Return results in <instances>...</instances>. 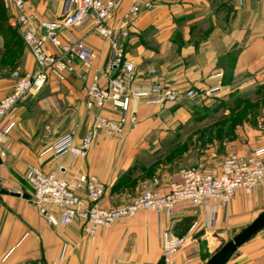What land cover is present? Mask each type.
Listing matches in <instances>:
<instances>
[{"label":"crops","instance_id":"crops-1","mask_svg":"<svg viewBox=\"0 0 264 264\" xmlns=\"http://www.w3.org/2000/svg\"><path fill=\"white\" fill-rule=\"evenodd\" d=\"M3 1L7 22L22 40L14 22L16 11ZM63 2L24 0V11L33 17L31 27L37 30L38 22L58 18ZM134 3H138L139 12L123 43L125 57L134 65V88L160 84L184 92L221 87L222 95L230 91V82L241 85L240 81L247 79V85L264 78V0H123L109 25L118 27ZM91 28L88 21L59 33L61 42L81 40L95 53L91 70L82 77L68 73L60 83L50 80L18 103L0 127L5 134L0 136V264H157L163 256V231L183 240L182 246L165 258V264H197L194 259L201 246L214 248L219 239L239 232L264 210V186L250 195L237 191L227 205L207 202L206 208H187L176 218L140 211L131 219L99 228L93 237L84 234L78 221L54 229L32 203V190L25 180L28 166L45 173L55 171L66 179L94 175L106 186L102 205L130 202L138 189L129 195L125 183L137 177L139 156L189 117L187 99L158 105L130 100L128 110L137 118L133 128L127 127L121 136L99 130L85 156L73 160L69 155L53 156L48 149L57 139L70 135L78 144L98 113L86 110L84 88L94 70L106 69L109 46ZM47 49L56 52L51 45ZM14 70H34L25 45ZM11 72L0 66V99L12 90ZM100 82L104 83V78ZM100 113L109 118L118 115L109 109ZM257 145L264 147V139ZM172 174L165 166L143 183L164 190ZM215 208L211 222L209 213ZM193 223L197 225L190 230ZM200 231L203 235L194 238ZM223 264H264V228Z\"/></svg>","mask_w":264,"mask_h":264},{"label":"built area","instance_id":"built-area-1","mask_svg":"<svg viewBox=\"0 0 264 264\" xmlns=\"http://www.w3.org/2000/svg\"><path fill=\"white\" fill-rule=\"evenodd\" d=\"M123 0H64L61 13L52 21H41L37 30L32 25L33 17L24 11V0H5L16 11L14 22L20 30L21 39L34 63L32 73L14 70L11 73V92L0 99V127L6 116L25 97L39 92L50 80L63 82L67 73L82 77L91 70L95 53L81 40L63 43L59 33L79 28L91 22V30L108 42L109 53L106 69L93 71L89 83L84 88L86 110H97L88 133L78 144L70 135L57 139L48 149L53 156L69 155L73 160L85 156L93 146L97 132L104 129L107 134L121 136L126 128L137 123L130 114V100H142L146 104L173 103L180 98H215L221 94V87L184 92L153 84L147 88H134L135 71L133 63L125 57L124 41L129 37V24L139 12L134 3L124 15L118 27L109 23ZM145 6H149L148 3ZM51 45L56 52L47 49ZM219 76L221 74H218ZM104 78V83H101ZM109 109L118 113L109 118L100 112ZM0 136H5L0 130ZM25 180L30 186L32 203L37 212L56 230L74 222H80L84 234L93 237L99 228H107L122 219L134 217L147 210L176 218L187 208L206 206L207 202L227 205L237 191L250 195L258 186H264V147L255 148L250 153L229 155L223 158L218 167L207 164L181 169L173 173L164 190L146 187L130 202L118 206L102 205L106 186L96 176L77 174L69 179L60 177L57 172H43L35 166H28ZM153 184H157L154 180ZM206 208V207H205ZM216 208L209 213L212 222ZM193 223L190 230L196 227ZM183 244L169 231L161 233L163 256L174 254ZM34 264H43L37 261Z\"/></svg>","mask_w":264,"mask_h":264},{"label":"rangeland","instance_id":"rangeland-1","mask_svg":"<svg viewBox=\"0 0 264 264\" xmlns=\"http://www.w3.org/2000/svg\"><path fill=\"white\" fill-rule=\"evenodd\" d=\"M0 20L4 25L0 29L3 42L0 45V63L6 72H11L23 56L24 45L8 24L6 15ZM240 82L241 85H231L230 82V91L219 97L187 99L184 103L189 112L188 119L168 131L154 145L149 144L147 152L139 156L137 177L125 183L127 194L133 195L137 188L134 198L137 197L146 188L145 179L165 166H169L173 173L198 164L214 167L226 156H243L256 148L264 139V78L247 85L244 84L247 79ZM237 233L232 232L219 239L214 248L201 246L194 260L197 264H204Z\"/></svg>","mask_w":264,"mask_h":264},{"label":"water","instance_id":"water-1","mask_svg":"<svg viewBox=\"0 0 264 264\" xmlns=\"http://www.w3.org/2000/svg\"><path fill=\"white\" fill-rule=\"evenodd\" d=\"M1 192L4 194L8 193L5 190H2ZM262 228H264V210L261 211L254 220L238 232L231 240L220 247L216 253L212 255L207 262H205V264H223L230 254L234 253L237 248L243 245ZM202 235L203 231H200L194 236V238H198ZM157 264H165V257L162 256Z\"/></svg>","mask_w":264,"mask_h":264},{"label":"trees","instance_id":"trees-1","mask_svg":"<svg viewBox=\"0 0 264 264\" xmlns=\"http://www.w3.org/2000/svg\"><path fill=\"white\" fill-rule=\"evenodd\" d=\"M5 9H4V4H3V0H0V19L1 18H3V17H5ZM3 22L0 20V29H2V27H4V25L2 24ZM14 31H15V29H14ZM16 32V31H15ZM16 37L19 39V37L17 36V33H16ZM20 40V39H19ZM21 42L23 43V41L21 40ZM12 45H14V43H12ZM18 62V61H17ZM17 62H16V64H17ZM0 65H1V63H0ZM1 67H3L2 65H1Z\"/></svg>","mask_w":264,"mask_h":264}]
</instances>
